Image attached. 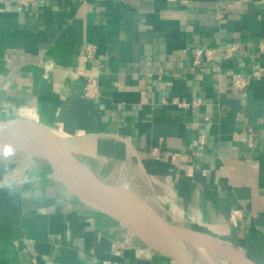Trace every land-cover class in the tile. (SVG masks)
I'll use <instances>...</instances> for the list:
<instances>
[{
	"label": "crops",
	"instance_id": "1",
	"mask_svg": "<svg viewBox=\"0 0 264 264\" xmlns=\"http://www.w3.org/2000/svg\"><path fill=\"white\" fill-rule=\"evenodd\" d=\"M17 118L171 224L264 264V0H0V120ZM179 242L193 260L199 246ZM0 264L179 263L41 158L0 162Z\"/></svg>",
	"mask_w": 264,
	"mask_h": 264
},
{
	"label": "water",
	"instance_id": "2",
	"mask_svg": "<svg viewBox=\"0 0 264 264\" xmlns=\"http://www.w3.org/2000/svg\"><path fill=\"white\" fill-rule=\"evenodd\" d=\"M0 136L10 138L24 150L32 151L52 168L53 172L89 206L96 208L122 222L119 209L134 212L152 231L155 241L166 254L179 264H195L188 256L179 240L205 248L233 264H256L246 256L204 233L183 229L168 222L144 199L128 189L110 185L87 171L74 158L78 166L65 162L63 157L50 149H58L62 140L42 126L25 119L0 120ZM189 233L206 241L199 243Z\"/></svg>",
	"mask_w": 264,
	"mask_h": 264
},
{
	"label": "bare ground",
	"instance_id": "3",
	"mask_svg": "<svg viewBox=\"0 0 264 264\" xmlns=\"http://www.w3.org/2000/svg\"><path fill=\"white\" fill-rule=\"evenodd\" d=\"M50 149L53 150V152L55 151L59 155H61L63 157V159L65 160V162H68L69 164H72L73 166H78L77 162L69 154V152H68V150H67V148L63 142H62V144H60L58 146L57 150L53 149L51 147H50ZM16 150L26 151L31 157L33 155L32 151L24 150L23 147L14 143V141H12L10 138L5 137V136H0V153H3V154H0V161L11 154V153L6 154L7 151L12 152V151H16ZM149 193H150V191H149ZM145 201L150 205L151 202L149 201L148 198H146ZM118 212H119L120 216L122 217V219L124 220V223L127 224L130 228H132L133 230L140 233L141 236L144 237L145 239L152 241V242L155 241L154 234L152 233V231L142 222V220L140 218H138V216L134 212H130L126 209H119ZM189 235L193 239L198 241L199 243L206 241L205 239H203L202 237H200L196 234L189 233ZM193 247H195V246H193ZM199 251H200V249H199ZM208 257H209L210 261H212L216 264H225V263L226 264H233V263H230L227 259L222 258V257H220L218 259H214L213 256H208ZM240 264H242V263H240Z\"/></svg>",
	"mask_w": 264,
	"mask_h": 264
},
{
	"label": "rangeland",
	"instance_id": "4",
	"mask_svg": "<svg viewBox=\"0 0 264 264\" xmlns=\"http://www.w3.org/2000/svg\"><path fill=\"white\" fill-rule=\"evenodd\" d=\"M8 153H11V154L8 155L7 157H5L3 160H1L2 162H16V163H21L24 165H29V163H31V161L41 159L39 156H32L31 157L26 151H22V150H16V151H12V152L7 151L6 154H8ZM0 154H3V153H0ZM194 249L195 250H193V249L189 250L188 249L189 250L188 252L191 254V256L193 258V262H195V264H216V263L210 261L208 256H213L214 259L220 258L218 255L210 252L209 250H207L205 248L197 247ZM199 249H200V251H199Z\"/></svg>",
	"mask_w": 264,
	"mask_h": 264
},
{
	"label": "built area",
	"instance_id": "5",
	"mask_svg": "<svg viewBox=\"0 0 264 264\" xmlns=\"http://www.w3.org/2000/svg\"><path fill=\"white\" fill-rule=\"evenodd\" d=\"M238 45L233 44L229 47L225 48V55L227 57L232 56L233 54H235V52L238 50ZM86 49L88 50L89 54L91 55L92 52L94 51V45H87ZM215 51V49H208L206 50V54L211 56L213 54V52ZM201 52V51H199ZM233 84L235 87L239 88V89H244V87L246 86V81L244 80L243 77H241L240 75L235 77L233 80ZM84 94L86 97L88 98H96L99 95V83L97 78L94 77H89L86 81V84L84 86Z\"/></svg>",
	"mask_w": 264,
	"mask_h": 264
}]
</instances>
